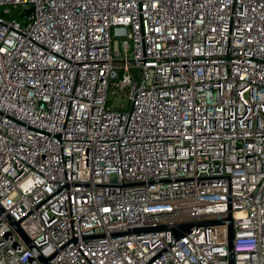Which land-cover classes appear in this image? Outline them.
<instances>
[{
	"label": "built area",
	"instance_id": "1",
	"mask_svg": "<svg viewBox=\"0 0 264 264\" xmlns=\"http://www.w3.org/2000/svg\"><path fill=\"white\" fill-rule=\"evenodd\" d=\"M0 204L48 264H229L135 231L229 214L264 264V0H0ZM0 264H44L2 215Z\"/></svg>",
	"mask_w": 264,
	"mask_h": 264
},
{
	"label": "water",
	"instance_id": "2",
	"mask_svg": "<svg viewBox=\"0 0 264 264\" xmlns=\"http://www.w3.org/2000/svg\"><path fill=\"white\" fill-rule=\"evenodd\" d=\"M31 9L27 10L25 15L30 12ZM4 208L0 204V215L3 216L4 220L7 222V226L13 228L16 232L20 233L27 245L29 250L31 251L32 255L38 258L44 264H48V258H45L39 251V249L34 245V243L28 238L25 232L22 230L19 221L14 220L10 215H4L5 213ZM219 224H226L228 226V237H229V264H234V229H233V219L231 214L224 218H217L211 220H204V221H188V222H181L176 223L173 226H159L156 228L147 227V228H136V232H144V231H151V230H170L172 232L173 241L171 246H173L174 242L184 237L186 234L191 232L194 229L199 228L200 226H212V225H219Z\"/></svg>",
	"mask_w": 264,
	"mask_h": 264
},
{
	"label": "rangeland",
	"instance_id": "3",
	"mask_svg": "<svg viewBox=\"0 0 264 264\" xmlns=\"http://www.w3.org/2000/svg\"><path fill=\"white\" fill-rule=\"evenodd\" d=\"M123 103H127V97H125V96H119V97H117V99L115 100V104L117 105V106H119L120 104H123Z\"/></svg>",
	"mask_w": 264,
	"mask_h": 264
}]
</instances>
